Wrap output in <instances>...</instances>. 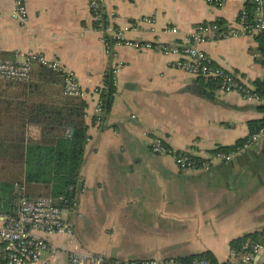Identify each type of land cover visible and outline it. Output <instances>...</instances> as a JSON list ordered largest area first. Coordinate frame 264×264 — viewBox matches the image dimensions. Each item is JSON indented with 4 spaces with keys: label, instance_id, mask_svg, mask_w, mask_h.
I'll return each instance as SVG.
<instances>
[{
    "label": "crops",
    "instance_id": "crops-1",
    "mask_svg": "<svg viewBox=\"0 0 264 264\" xmlns=\"http://www.w3.org/2000/svg\"><path fill=\"white\" fill-rule=\"evenodd\" d=\"M26 3L29 16L21 24L12 17V0H0L5 59L44 54L61 61L89 91L103 82L106 71L118 68L114 99L101 124L94 123L92 99L83 100L89 137L78 207L67 213L74 229L47 236L51 247L43 257L48 264H71L73 252L122 262L183 260L210 252L223 264L235 240L264 231V223L249 222L264 216V167L254 174L246 164L244 175L239 165L232 174L224 162L209 171L182 170L150 146L163 138L175 151L208 157L249 138L251 123H259L254 128L264 123L263 106L178 69L173 56L128 47L108 56L88 0ZM105 5L119 28L134 25L129 39L168 44L187 40L198 24L231 26L246 7L239 0L223 7L206 0H105ZM144 18L154 19V27L139 25ZM258 37L214 40L202 48L217 66L253 85L264 77ZM71 100L63 94V77L40 66L27 84L0 82V156H18L13 146L40 138L39 125L28 120L29 109L43 105L63 111Z\"/></svg>",
    "mask_w": 264,
    "mask_h": 264
},
{
    "label": "built area",
    "instance_id": "built-area-1",
    "mask_svg": "<svg viewBox=\"0 0 264 264\" xmlns=\"http://www.w3.org/2000/svg\"><path fill=\"white\" fill-rule=\"evenodd\" d=\"M96 30L101 34L106 54L111 56L121 47L136 51H157L165 56L176 58L174 64L195 78L207 82H216L224 92H236L246 101L264 106V97L256 92L252 84H248L238 74L219 67L213 58L202 48V45L214 40L236 38L242 36H261L264 39V0H239L246 7L237 17L236 22L223 27L218 22L198 24L191 36L183 42L163 43L153 41H136L127 37L134 26L119 28L115 16L106 12L105 0H88ZM233 0H206L210 6L223 7ZM12 17L26 24L29 16L26 0H12ZM252 7L253 12L249 10ZM152 18H144L140 24L154 27ZM138 25V24H137ZM136 26V25H135ZM166 31L177 34V28H166ZM21 61L7 60L0 53V80L29 83L35 66H40L63 77V94L66 98L88 99L93 102L92 115L94 123L103 122L106 114L104 94L106 76L112 75L114 85L117 82L118 68L106 71L103 82L94 90L83 87L77 75L67 70L57 59H50L44 54L28 52L22 55ZM71 131H69L70 133ZM264 141V128L248 138L241 146L230 150H218L208 157H198L188 151H175L163 138L151 142L152 152L159 156H170L182 170L209 171L218 163L233 162L253 145ZM72 190V188H69ZM15 207L12 213H0V264H48L43 255L50 250L47 236L53 234H72L74 224L68 219L67 213L76 210L78 201L66 196H34L28 192V184L14 182ZM71 264H221L208 257H199L185 262L178 259L166 261L132 260L118 261L109 259L103 254L73 252L70 254ZM223 264H264V236L257 241L248 240L233 246L227 261Z\"/></svg>",
    "mask_w": 264,
    "mask_h": 264
},
{
    "label": "trees",
    "instance_id": "trees-1",
    "mask_svg": "<svg viewBox=\"0 0 264 264\" xmlns=\"http://www.w3.org/2000/svg\"><path fill=\"white\" fill-rule=\"evenodd\" d=\"M249 10L253 12L251 6ZM259 62L264 67V39L259 36ZM12 84H27L24 82L1 81ZM106 91L104 94L106 111L108 112L116 92L112 75L106 76ZM216 83V82H211ZM256 92L264 97V77L253 82ZM71 99V98H69ZM87 105L83 100L73 99L69 107L63 111L51 110L47 106L29 109V122L39 125L40 138L30 139L26 145H15L13 149L18 156H0V161H7L8 165L19 166L18 178H23L28 184V192L35 196H51L58 198L66 196L74 199L79 191L81 169L85 157V148L88 140V126L85 122V109ZM264 107V106H263ZM251 123L249 138L264 128V123ZM69 131H71L69 133ZM248 139V138H247ZM247 139L239 141L234 147L241 146ZM232 147V148H234ZM231 148H221L227 151ZM3 170V168H2ZM0 168V172H2ZM22 179V180H23ZM14 179L0 178V213H12L15 207ZM72 188V190H69ZM264 231L247 235L234 241L235 246L248 240L262 239ZM199 257H208L215 263L218 259L210 252L184 258L182 261L190 262Z\"/></svg>",
    "mask_w": 264,
    "mask_h": 264
},
{
    "label": "water",
    "instance_id": "water-1",
    "mask_svg": "<svg viewBox=\"0 0 264 264\" xmlns=\"http://www.w3.org/2000/svg\"><path fill=\"white\" fill-rule=\"evenodd\" d=\"M206 95L207 92L203 91ZM260 144V143H259ZM259 144L252 146L242 158L237 159L232 165L230 162H225L223 167L231 168L233 174V168L239 165V174L244 175L245 165L247 164L254 174H257L259 170L264 167V148H259Z\"/></svg>",
    "mask_w": 264,
    "mask_h": 264
},
{
    "label": "rangeland",
    "instance_id": "rangeland-1",
    "mask_svg": "<svg viewBox=\"0 0 264 264\" xmlns=\"http://www.w3.org/2000/svg\"><path fill=\"white\" fill-rule=\"evenodd\" d=\"M0 168H1V170L3 168L2 172H0V178L1 179H14V182L20 181V178H18L19 172H20V168L16 164L14 166H11V165H8L7 161L3 160V161H0ZM6 172L9 175H7ZM261 181L264 184V173L261 175ZM31 195H33V194H31ZM249 222H252L254 224L264 223V216L263 217L261 216L259 218L255 217Z\"/></svg>",
    "mask_w": 264,
    "mask_h": 264
}]
</instances>
